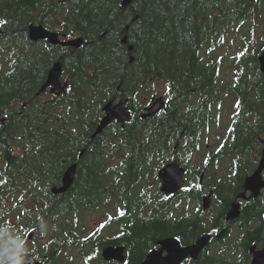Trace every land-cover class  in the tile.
<instances>
[{
    "label": "trees",
    "instance_id": "trees-1",
    "mask_svg": "<svg viewBox=\"0 0 264 264\" xmlns=\"http://www.w3.org/2000/svg\"><path fill=\"white\" fill-rule=\"evenodd\" d=\"M121 1L0 0V258L7 242L19 241L23 259L42 264H70L72 248L83 264H117L101 258L107 246L124 248L123 264H139L159 240L176 236L187 246L217 227L221 215L209 220L202 196L211 190L214 204L226 205L252 171L240 160L264 132V74L256 60L264 0H133L125 9ZM30 24L83 45L70 52L32 43ZM236 40L242 50L232 57L228 83L215 52ZM56 62L65 92L38 95ZM158 94L166 109L142 120L145 97ZM224 98L235 113L214 136L213 152L206 144L210 128L220 127ZM111 100L126 101L130 122H114L91 139ZM174 160L187 169L186 184L171 199L158 191L151 198L157 171ZM72 164V186L53 195ZM88 211L108 219L86 236ZM220 260L204 250L193 264Z\"/></svg>",
    "mask_w": 264,
    "mask_h": 264
},
{
    "label": "water",
    "instance_id": "water-1",
    "mask_svg": "<svg viewBox=\"0 0 264 264\" xmlns=\"http://www.w3.org/2000/svg\"><path fill=\"white\" fill-rule=\"evenodd\" d=\"M132 1L133 0H122L119 6L122 9H125L132 3ZM27 36L29 41L32 43L47 41L48 44L52 46H60L62 48L68 47L74 50L79 49L83 45L82 39L60 41L58 34L46 30L43 26L34 24H30L28 26ZM101 37L102 36H100V38ZM121 44H126V37L121 40ZM127 50L128 52H132V46H128ZM256 60L260 73L264 74V45L257 54ZM132 61L133 59L130 60V62ZM61 74L62 64L61 62H56L48 72L47 79L41 86L38 95L44 94L47 90H49L51 94L56 93L57 96L63 94L65 92V86H63L60 82ZM151 104L152 105L147 107L146 111L141 114L142 120L152 118L159 111L166 109V103H164L161 98L157 100H154V98L151 99ZM156 105H159V107L154 110ZM101 111L103 116L98 121L91 139H95L114 122L122 126L130 122V111L126 107V101H108L102 106ZM1 123H3V121H1ZM261 154L262 156L259 167L251 176L245 179L237 199H243L246 192H250V199L256 198L260 194V191L264 188V182L261 179V172L264 170V149ZM76 170V164L69 166L61 177L60 186L52 188L51 193L53 195L65 194L75 180ZM187 174V170L180 166L177 161L165 164L157 171V180L159 182L158 193L168 199L175 197L181 191ZM201 179L202 176L200 177V181ZM210 195L211 194L202 196L203 211L209 207ZM238 208L239 204H232L230 211L226 214L227 221H233L238 217ZM214 233H216L214 230L207 232L206 234L201 235L193 244L187 246H184L180 239L176 236L159 240L156 243V247L152 249L139 264H183L187 260L196 261L201 252L208 245ZM222 233L223 232H221L220 235H222ZM31 238L32 235L29 234L28 240ZM100 254L104 262H115L117 264H123L125 262L123 247L107 246L101 249ZM24 264L42 263L38 260L30 258L25 259ZM252 264H264V248L254 254Z\"/></svg>",
    "mask_w": 264,
    "mask_h": 264
},
{
    "label": "flooded vegetation",
    "instance_id": "flooded-vegetation-1",
    "mask_svg": "<svg viewBox=\"0 0 264 264\" xmlns=\"http://www.w3.org/2000/svg\"><path fill=\"white\" fill-rule=\"evenodd\" d=\"M43 43L48 46H52L48 44L47 41H44ZM62 49H68L70 52L72 51V49L68 47ZM47 94L51 93L48 92ZM52 95L57 96L56 93H53ZM153 98L154 100L161 98L163 102L166 103L162 94L153 95L149 99L144 100L143 113L146 111L147 107L152 105L151 99ZM158 107L159 105H156L154 110H156ZM256 141L258 144L257 148L252 151L250 158L248 160H245L244 158L240 160L242 165L248 163L249 168L252 169V171L245 176L242 183L240 184L239 190H237L235 193H230V198L228 200L226 199V205L223 203L214 204L216 200L210 195L209 207L203 211L204 213H209L206 216L209 220H212V218L215 219L221 215L220 224L217 227H210L209 231H207L210 232L214 230L216 233L212 235L208 245L204 250L209 256L217 254L223 264H238V261L240 264H252L254 260V254L264 248V188L260 191V194L256 198L250 199V192H246L243 199H237L245 179L251 176L259 167L262 156L261 152L264 149V132L256 137ZM261 179L264 182V170L261 172ZM209 194H212L211 190L207 195ZM200 203L202 208V198ZM234 203L239 204V215L233 221H227L226 214L230 211L231 206ZM221 232H223L222 235H220ZM196 240H194L191 244H193ZM193 262L194 261L192 260H187L183 264H193Z\"/></svg>",
    "mask_w": 264,
    "mask_h": 264
},
{
    "label": "rangeland",
    "instance_id": "rangeland-1",
    "mask_svg": "<svg viewBox=\"0 0 264 264\" xmlns=\"http://www.w3.org/2000/svg\"><path fill=\"white\" fill-rule=\"evenodd\" d=\"M262 37V29H258L257 30V34H255L254 37V44H259V37ZM242 50V46L240 45L239 40H236V42L234 43H229L224 45L221 49H219L218 51L215 52V56L219 57L222 59L223 62V71H222V77H223V81L224 82H228L231 83L234 77L233 71L230 69L232 64H233V60L232 57L236 55L237 52ZM230 67V68H229ZM229 68V69H228ZM158 91L162 92L164 91L163 86H161V84H158ZM150 96H146L145 99H149ZM227 98H224V102H225V109L222 110L221 114H220V127L219 128H215V126H212L210 128V132H209V141L206 144L207 146V150H211V151H215V148L213 146L214 141H215V135L217 134H221L222 132H224L225 130V126L229 124L230 122V116L232 114L235 113V107L233 104H231V106H229V102L226 101ZM229 101H232V99H230ZM204 142H202L203 144ZM204 155V154H203ZM203 155L200 156V158H197V160L195 161V163H198L202 160ZM228 159H225L224 162H219V165L222 167L221 170L218 171L217 175L218 177L222 176L223 174H225L226 169L228 168L227 164H228ZM187 177V176H186ZM186 181V178H185ZM234 181L235 182H231L232 184H234L236 186V184L238 183V176H234ZM188 182V181H187ZM228 183V181H227ZM186 184V183H185ZM151 190L149 192V195L151 196V198H154V195H156L155 192L158 191L159 188V184L158 186L156 184H152L151 186ZM160 198H162V196H159ZM175 203V200L173 201ZM177 214V213H175ZM108 217L105 219H101L100 216L93 212V211H88L85 214L84 217V222H83V226L86 228V236L89 233L95 232L100 226H102L103 224H105V222L107 221ZM112 228V227H111ZM111 228L109 229L111 231ZM106 230V229H105ZM31 234V233H30ZM29 235V234H28ZM32 235V234H31ZM103 235H106L105 233ZM33 238V237H32ZM30 240H33V239ZM29 242V241H28ZM28 242H25V247H27ZM29 245V244H28ZM81 255L79 253V249H67L66 253H65V259L67 261H69V263L71 264H83L82 262V258ZM31 257L29 255H27L25 259H30ZM36 260V259H35Z\"/></svg>",
    "mask_w": 264,
    "mask_h": 264
},
{
    "label": "clouds",
    "instance_id": "clouds-1",
    "mask_svg": "<svg viewBox=\"0 0 264 264\" xmlns=\"http://www.w3.org/2000/svg\"><path fill=\"white\" fill-rule=\"evenodd\" d=\"M25 253L24 245L21 246L19 241L7 242L2 258H0V264H24Z\"/></svg>",
    "mask_w": 264,
    "mask_h": 264
}]
</instances>
